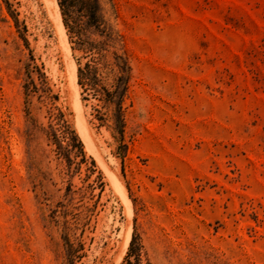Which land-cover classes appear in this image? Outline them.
I'll use <instances>...</instances> for the list:
<instances>
[{"label":"rangeland","instance_id":"374dc122","mask_svg":"<svg viewBox=\"0 0 264 264\" xmlns=\"http://www.w3.org/2000/svg\"><path fill=\"white\" fill-rule=\"evenodd\" d=\"M99 2L0 0V264H264V0Z\"/></svg>","mask_w":264,"mask_h":264},{"label":"trees","instance_id":"16d2710c","mask_svg":"<svg viewBox=\"0 0 264 264\" xmlns=\"http://www.w3.org/2000/svg\"><path fill=\"white\" fill-rule=\"evenodd\" d=\"M68 0H59L60 8L62 11V15L64 18L65 26L68 27L67 23V10L70 8L71 5L70 2L73 0H69L68 5H67ZM76 5L81 9L82 11L80 12L83 17L86 19L83 28L84 31H79L77 33V36L82 39L84 38V34L93 30L97 34L101 35L104 38V42L106 43H112L113 38L112 36L108 35L105 25L102 23V17L100 16V11H101V6L99 0H74ZM100 44H94L91 45L87 50L90 52H95L99 51ZM118 57V56H117ZM117 66L119 67L121 71V75H119L116 79V84H115V89L112 92L107 91L106 89H97V87H94V90L97 95L101 96L103 100L110 106H113L116 108V126L117 129L122 133L123 128H124V122L122 118V104L124 97L127 93L128 90V84H129V79H130V67L128 66L127 62L124 61V64L122 66L121 59H117ZM88 71H90V66L87 65ZM90 73H92L90 71ZM84 71L79 69V79H80V84L83 76H84ZM105 92V93H104ZM133 258V260H131ZM69 260L72 263L73 261V254H69ZM127 264H142L141 263V255H140V248L136 247L135 245V238H133L130 248H129V253L126 258Z\"/></svg>","mask_w":264,"mask_h":264},{"label":"bare ground","instance_id":"6f19581e","mask_svg":"<svg viewBox=\"0 0 264 264\" xmlns=\"http://www.w3.org/2000/svg\"><path fill=\"white\" fill-rule=\"evenodd\" d=\"M46 2H47L48 4H52V5L54 6V8H55V15H56L57 22H58V31H59L58 33H60V39H61V41L64 43V45H65V47H66L65 50L68 51V53H70V50H71V49H70V47H69V45H68V42H67V38H68V37H66L65 26H64V23H63V19H62V15H61V12H60V8H59V6H58V4H57V0H46ZM67 55H69V54H67ZM71 67H72V71H71L72 74H71V76H70L71 87H72V89H73L74 91H77V89H78V84H77L78 71H77V70H78V69H77L76 64L73 63V62H72V66H71ZM77 97H78V106H79V108H80V107H82V106H81V103H80V100H79V96H78V94H77ZM99 162L101 163V165H103V162H102L101 159H99ZM103 166H104V165H103ZM115 182H116V184H117L116 187H118L119 193H121V198H120V200H121V202H122V205L125 207L129 219L132 220L133 212H132L131 205H130V203H129L128 200H127L126 189H125V187H124L122 181L120 180V178H119L117 175H116V177H115ZM114 184H115V183H114ZM116 187H115V188H116ZM115 188H114V189H115ZM129 219H128V221H130ZM129 226H132V225L129 224ZM126 230H127V229H126ZM132 230H133V228H131V227H130L129 230H127L126 239H125V247H124V251H123L122 255L119 257L118 262H119L120 260H122L123 256L125 255V253H126L128 247H129V245H130V242H131V239H132ZM122 246H123V245H122Z\"/></svg>","mask_w":264,"mask_h":264}]
</instances>
